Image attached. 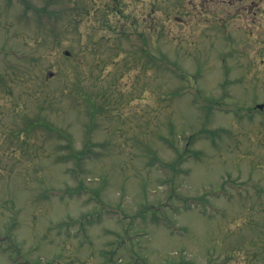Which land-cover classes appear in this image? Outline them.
I'll return each instance as SVG.
<instances>
[{"label": "rangeland", "instance_id": "obj_1", "mask_svg": "<svg viewBox=\"0 0 264 264\" xmlns=\"http://www.w3.org/2000/svg\"><path fill=\"white\" fill-rule=\"evenodd\" d=\"M0 76V264H264V0H0Z\"/></svg>", "mask_w": 264, "mask_h": 264}, {"label": "trees", "instance_id": "obj_2", "mask_svg": "<svg viewBox=\"0 0 264 264\" xmlns=\"http://www.w3.org/2000/svg\"><path fill=\"white\" fill-rule=\"evenodd\" d=\"M28 7L30 6V5H27ZM57 14H60V13H57ZM0 78H1V76H0Z\"/></svg>", "mask_w": 264, "mask_h": 264}, {"label": "flooded vegetation", "instance_id": "obj_3", "mask_svg": "<svg viewBox=\"0 0 264 264\" xmlns=\"http://www.w3.org/2000/svg\"><path fill=\"white\" fill-rule=\"evenodd\" d=\"M240 1H242V0H240ZM252 2H255V1H252Z\"/></svg>", "mask_w": 264, "mask_h": 264}, {"label": "water", "instance_id": "obj_4", "mask_svg": "<svg viewBox=\"0 0 264 264\" xmlns=\"http://www.w3.org/2000/svg\"><path fill=\"white\" fill-rule=\"evenodd\" d=\"M261 107H262V105H261Z\"/></svg>", "mask_w": 264, "mask_h": 264}]
</instances>
